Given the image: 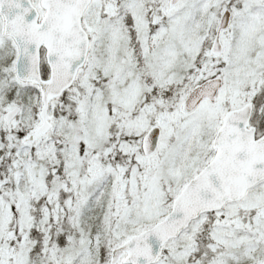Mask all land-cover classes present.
Here are the masks:
<instances>
[{"label": "snow or ice", "instance_id": "1", "mask_svg": "<svg viewBox=\"0 0 264 264\" xmlns=\"http://www.w3.org/2000/svg\"><path fill=\"white\" fill-rule=\"evenodd\" d=\"M0 264H264V0H0Z\"/></svg>", "mask_w": 264, "mask_h": 264}]
</instances>
